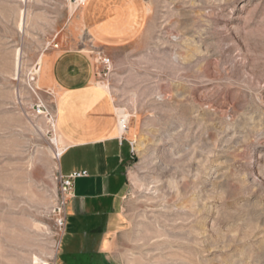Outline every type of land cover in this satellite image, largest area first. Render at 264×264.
Returning a JSON list of instances; mask_svg holds the SVG:
<instances>
[{
	"label": "rangeland",
	"instance_id": "obj_1",
	"mask_svg": "<svg viewBox=\"0 0 264 264\" xmlns=\"http://www.w3.org/2000/svg\"><path fill=\"white\" fill-rule=\"evenodd\" d=\"M135 1L136 35L100 46L84 0H0V264H57L63 146L42 69L76 42L128 117L122 263L264 264V0Z\"/></svg>",
	"mask_w": 264,
	"mask_h": 264
},
{
	"label": "crops",
	"instance_id": "obj_2",
	"mask_svg": "<svg viewBox=\"0 0 264 264\" xmlns=\"http://www.w3.org/2000/svg\"><path fill=\"white\" fill-rule=\"evenodd\" d=\"M141 12L135 0H86L83 33L100 46L121 43L136 35ZM96 71L78 42L63 45L42 69L43 83L56 92V129L63 146L59 172L87 173L73 183L57 264H123L118 240L130 226L125 208L134 154Z\"/></svg>",
	"mask_w": 264,
	"mask_h": 264
},
{
	"label": "built area",
	"instance_id": "obj_3",
	"mask_svg": "<svg viewBox=\"0 0 264 264\" xmlns=\"http://www.w3.org/2000/svg\"><path fill=\"white\" fill-rule=\"evenodd\" d=\"M86 1V0H85ZM58 46H56L57 48ZM102 64L106 67H110L111 61L110 59L103 58ZM120 126V123H119ZM126 129L124 130L125 133ZM123 133V134H124ZM86 172H76L69 176H63L61 173H58V181H59V187H60V205H59V219H58V228L61 233V239L64 236L67 228V217H66V206L69 199V196L71 194V191L73 189V183L75 180L79 178L86 177Z\"/></svg>",
	"mask_w": 264,
	"mask_h": 264
},
{
	"label": "bare ground",
	"instance_id": "obj_4",
	"mask_svg": "<svg viewBox=\"0 0 264 264\" xmlns=\"http://www.w3.org/2000/svg\"><path fill=\"white\" fill-rule=\"evenodd\" d=\"M85 1V0H84ZM23 3H26L27 0H22ZM24 21H25V13L22 12V16H21V21H20V29L22 30L24 26ZM26 24V23H25ZM22 54H21V51L20 50H17L16 52V72L19 73V70H20V66H21V59H22ZM128 122V117L126 115H122L120 120H119V123H120V129H121V132L124 133V130L127 129V124ZM53 125V127L56 129V120L54 121H51V126ZM54 141V140H53ZM55 144L58 143V140L56 139ZM139 149V148H138ZM63 151L62 150H59V154L57 155L56 153L54 154V158L56 159L57 163H55L57 167H59V159L62 155ZM35 262L36 264H40V260L38 258H35ZM42 264H48V263H42Z\"/></svg>",
	"mask_w": 264,
	"mask_h": 264
}]
</instances>
